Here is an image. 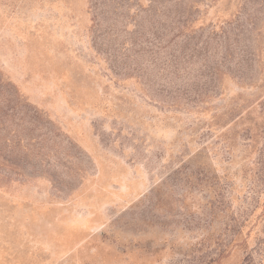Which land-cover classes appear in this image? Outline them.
<instances>
[{"label": "rangeland", "instance_id": "374dc122", "mask_svg": "<svg viewBox=\"0 0 264 264\" xmlns=\"http://www.w3.org/2000/svg\"><path fill=\"white\" fill-rule=\"evenodd\" d=\"M0 264H264V0H0Z\"/></svg>", "mask_w": 264, "mask_h": 264}]
</instances>
